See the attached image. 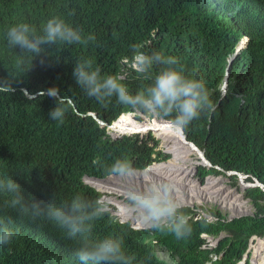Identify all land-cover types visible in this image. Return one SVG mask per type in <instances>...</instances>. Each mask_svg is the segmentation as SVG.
Returning a JSON list of instances; mask_svg holds the SVG:
<instances>
[{
    "label": "trees",
    "instance_id": "16d2710c",
    "mask_svg": "<svg viewBox=\"0 0 264 264\" xmlns=\"http://www.w3.org/2000/svg\"><path fill=\"white\" fill-rule=\"evenodd\" d=\"M54 15L95 41L45 45L32 65L28 58L21 63L20 48L7 47L6 28L23 21L39 30ZM243 40L246 46L239 49ZM133 44L177 57L186 73L207 85L214 110L182 128L211 164L197 167L199 180L223 176L239 189L242 176L246 184L261 185L243 192L255 209L252 215L228 220L219 210H207L215 218L210 222L192 207L180 208L191 226L181 240L151 228L135 230L109 210L94 222L93 237L120 236L125 252L135 257L133 264H250L245 259L250 244L264 238V0H0V179L13 177L26 199L47 203L79 194L101 201V192L88 181L116 176L108 172L116 159L127 158L139 172L164 160L152 132L118 138L108 133L113 125L137 128L127 114H147L116 97L97 102L73 76L77 61L91 59L102 76L120 77L135 94L151 81L131 66ZM57 99H63V122L49 116ZM7 198L0 193V226L18 235L0 245V264H79L74 240L46 218L31 222L4 210ZM203 235L217 245L209 246ZM158 247L171 262L158 257ZM254 255L264 264V256Z\"/></svg>",
    "mask_w": 264,
    "mask_h": 264
},
{
    "label": "clouds",
    "instance_id": "9594fccd",
    "mask_svg": "<svg viewBox=\"0 0 264 264\" xmlns=\"http://www.w3.org/2000/svg\"><path fill=\"white\" fill-rule=\"evenodd\" d=\"M5 38L10 50L20 48V54H16L18 60L23 63L28 58L31 65L37 56L46 51L45 45H87L95 41L94 35L85 36L57 15L42 23L39 30L23 21L14 23L6 28ZM242 45L241 42L239 49L246 46V40L245 46ZM131 48V66L143 79L150 80V84L132 94L120 77L102 76L101 69L94 67L93 60L81 58L73 70L81 90L101 104L116 97L121 105L141 111L173 128L187 127L194 119L214 110L215 105L205 81L194 73H186L177 57L166 56L155 50L145 52L136 44L131 45ZM154 68L157 69L155 72ZM57 92L53 88L50 95L55 98ZM62 100L57 99L56 107L49 113L51 119L60 122H63L65 115V108L60 103ZM108 172L129 177L135 169L127 158H122L116 159ZM0 193L8 197L3 201L4 210L11 209L21 220L31 222L46 218L61 229L67 238L74 240L73 255L79 264H133L135 257L125 252L120 236L111 235L103 239L93 237L94 222L106 212L101 201H90L79 194L67 200L53 197L47 203L36 201L31 196L26 199L13 177L0 179ZM125 200L129 212L135 214L142 227L172 234L177 240L190 234L191 226L180 211V203L173 197L171 184L151 182L142 187L130 185ZM17 235L18 232L13 228L0 226V245L11 243Z\"/></svg>",
    "mask_w": 264,
    "mask_h": 264
},
{
    "label": "rangeland",
    "instance_id": "374dc122",
    "mask_svg": "<svg viewBox=\"0 0 264 264\" xmlns=\"http://www.w3.org/2000/svg\"><path fill=\"white\" fill-rule=\"evenodd\" d=\"M242 43H243L242 46L244 47L245 46V40H243ZM127 117L130 118L137 125H139L138 127H140L142 125H144V126L148 125L147 127H149L154 123V120L158 121L155 118L150 119L149 117H147L141 113H137L136 115L133 113L127 114ZM119 120H118V122H119ZM140 128H142V127H140ZM177 129L180 130V128H177ZM121 132L122 131H119L115 127V125L108 128V133L113 138H118V137H121L123 135H132V134H139L141 136H146L149 134V132H152V136L155 138L156 141L159 142L158 150H160L163 154V157H165L164 160H162L158 163H155V164H161L163 162L165 163L166 161L169 163V161H171L173 154H172V150L169 149V140L159 130H158V132L161 133L165 137L166 144L164 142H162L159 135L155 132L159 138L156 136L154 131L147 130L146 132H141V131L137 132L136 131L134 133H131L133 131L130 130L127 133H124V132L121 133ZM167 150L170 151L171 154L168 153ZM192 159H193V161L199 160V154L198 153L194 154ZM199 162H200V160H199ZM155 164H153V165H155ZM199 165H201V162L196 166V173L191 178L193 182L190 180L188 182H185L184 184H182V183L179 184V182H175V181L172 182V181L168 180L169 177H165L164 175L159 176L156 174L152 177V179H150V180L147 179V181L137 179V180H134V182H128L127 187H129L130 185H136V186L142 187V186H144L148 183H151V182L169 183L173 187V197H174V199H176L180 203L181 208H183V207L194 208L198 212V215H197L198 218L203 217V218H207L208 220L209 219L214 220L213 216L210 213H208V211H210V210H219L228 220H231V219L239 217V216L252 215L254 213L255 209H254L253 205L251 204L250 200L247 199L245 197V195L243 194V192L246 188L241 184V182L239 184L241 190H240V188L238 189V188L233 187L231 185L232 184L231 180H229L228 178L223 177V176H210L205 180L204 183H202L198 177L199 171H198L197 167ZM110 178H112V177H109L107 179H110ZM130 179L133 180V178H130ZM113 180H115V179H113ZM126 181H129V180H126ZM213 181H215L214 185L211 187H208L210 182H213ZM121 184H124V182L120 183V185ZM246 185H250V184H246ZM115 187H119V186L115 185ZM94 188L98 189L101 192V194H102L101 202L106 206V208L108 207L112 211V213L114 215H116V217L120 221H128V222H130L131 226H136V228L149 229L147 227H142L136 221H134L132 218H127L125 215L119 213V210L117 207L119 202L117 203V202H112V201L114 199H116V200H120V202L126 203L125 194L124 195L118 194L117 192H113V191L102 192L99 188H97V187H94ZM117 190H122L123 192L127 191L126 188H124V189L119 188ZM222 201H224V202H222ZM110 204H114V205H116V207H114V206L112 207ZM240 206H242L243 208H241ZM242 209H244V210H242ZM209 240L211 241V243L216 242V245H217L218 240H214L211 238H209ZM248 253L250 254L249 255L250 257H248L246 255L245 259H249L250 264H256L258 260L256 259L254 254L260 253L261 256H264V238H256L250 244V248H249ZM157 254L161 260L171 262V259H170L168 252L166 250H164L163 248L158 247L157 248Z\"/></svg>",
    "mask_w": 264,
    "mask_h": 264
},
{
    "label": "bare ground",
    "instance_id": "6f19581e",
    "mask_svg": "<svg viewBox=\"0 0 264 264\" xmlns=\"http://www.w3.org/2000/svg\"><path fill=\"white\" fill-rule=\"evenodd\" d=\"M159 121V120H158ZM155 124V125H154ZM157 124V125H156ZM139 126V125H138ZM143 126V125H142ZM148 125H145L144 127L140 128H128L127 126H123L122 128H118L119 131H122L124 133H127L128 131L132 130L134 132H146L148 128H152V131L156 132L155 129L157 130V133L160 135L163 133V135L169 140V149L172 150V160L168 163H162V164H156L151 166L149 169H147L144 172H139L136 171L133 173V175L129 177H117V176H112L110 179H104L101 181H93L89 180L88 183L92 187H97L99 188L102 192L108 191V192H117L118 194H126V192H123L122 190H117L119 188H126L127 190V183L128 182H134V180H143L147 181L152 179L154 175H159V176H165L169 177L168 180L172 182H179L184 184L185 182L192 181L193 175L196 173V166L200 163L199 160L193 161L192 157L194 154H197L199 151L195 150L193 146L188 144L186 140L184 139V133L177 128H173L168 126L167 124L159 121V122H154L151 126L147 127ZM139 130V131H138ZM121 132V133H122ZM162 135V134H161ZM130 178H133L131 180ZM115 179V180H113ZM98 180V179H96ZM125 180V181H124ZM129 180V181H126ZM218 181V180H217ZM124 182V184H121ZM193 182V181H192ZM214 182H210L208 187H211L214 185ZM87 183V184H88ZM113 184V185H112ZM115 185L119 187H115ZM244 186V184H242ZM234 191V190H233ZM235 192V191H234ZM226 201V200H225ZM112 202H119L118 204V210L120 214L125 215L127 218H132L134 221L137 222V219L135 217L134 213L129 212V209L126 207V203L120 202V200L114 199ZM224 202V201H222ZM243 208L242 206H240ZM244 210V209H242ZM243 213V212H242ZM124 216V217H125ZM138 223V222H137ZM139 224V223H138ZM140 225V224H139ZM240 264H244V262H241Z\"/></svg>",
    "mask_w": 264,
    "mask_h": 264
},
{
    "label": "water",
    "instance_id": "95a60500",
    "mask_svg": "<svg viewBox=\"0 0 264 264\" xmlns=\"http://www.w3.org/2000/svg\"><path fill=\"white\" fill-rule=\"evenodd\" d=\"M238 52H239V49L237 50V52L235 53V55H236ZM233 59H234V58H230V59H229V62H228V64H227V73H226V77H225V79H224V81H223V85H222V90H223L224 92L226 91L227 81H228V78H229L228 70H229V68H230V66H231V63H232ZM156 120H157V119H156ZM110 127H111V126H110ZM148 130L152 131V128H148ZM181 131L184 133V131H183L182 128H181ZM184 139L186 140V142H187L188 144H190L191 146H193L195 150H198V151H199L198 154H199V160H200V162H201V165L210 167L211 164L206 160V158H205L203 152H201V151H200V150H199V149H198L193 143L188 142L187 139H186V137H185V135H184ZM150 167H151V166H150ZM150 167H149V168H150ZM149 168H147V169H149ZM230 175H232V174H230ZM240 182H241V184H244V187H245V188H248V187H254V186H260V185H261V184H259V183L255 184V185H246L245 182H244V180H243V177H242V176L240 177ZM239 217H241V216H239ZM231 220H232V219H231Z\"/></svg>",
    "mask_w": 264,
    "mask_h": 264
},
{
    "label": "built area",
    "instance_id": "2783aa9c",
    "mask_svg": "<svg viewBox=\"0 0 264 264\" xmlns=\"http://www.w3.org/2000/svg\"><path fill=\"white\" fill-rule=\"evenodd\" d=\"M102 203V202H101ZM103 204V203H102ZM104 207L106 208V206L104 205ZM108 208V207H107ZM106 208V210H109V211H111L109 208L107 209ZM112 212V211H111ZM113 214V213H112ZM114 215V214H113ZM201 218V217H200ZM205 219H207V218H205ZM208 220V219H207ZM214 220H215V218H214ZM214 220H208V221H210V222H212V221H214ZM120 221V220H119ZM120 222H124V221H120ZM134 229H136V226H132ZM203 237L204 238H207V240H208V242H209V246H211V247H215L216 246V242L215 243H211V241L209 240V237H207L206 235H203ZM211 239H213V238H211ZM217 257H214V259H216Z\"/></svg>",
    "mask_w": 264,
    "mask_h": 264
}]
</instances>
